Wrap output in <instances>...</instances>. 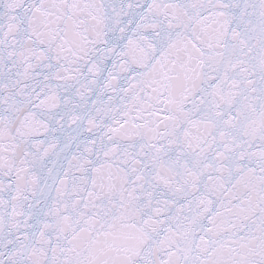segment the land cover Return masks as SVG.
Returning <instances> with one entry per match:
<instances>
[{
	"label": "snow or ice",
	"instance_id": "1",
	"mask_svg": "<svg viewBox=\"0 0 264 264\" xmlns=\"http://www.w3.org/2000/svg\"><path fill=\"white\" fill-rule=\"evenodd\" d=\"M0 264H264V0H0Z\"/></svg>",
	"mask_w": 264,
	"mask_h": 264
}]
</instances>
